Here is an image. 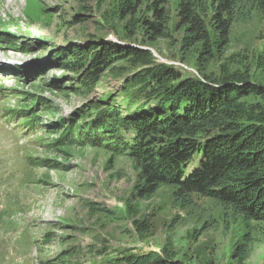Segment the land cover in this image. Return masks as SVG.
Here are the masks:
<instances>
[{
  "label": "rangeland",
  "instance_id": "obj_1",
  "mask_svg": "<svg viewBox=\"0 0 264 264\" xmlns=\"http://www.w3.org/2000/svg\"><path fill=\"white\" fill-rule=\"evenodd\" d=\"M239 10L222 57L204 73L247 75L264 87V14L250 4ZM117 13L116 0H0V37L8 32L18 38L17 48L0 40V264H106L126 249L166 252L187 264H264L263 224L197 196L181 207L170 187L140 198L138 173L126 153L78 142L66 149L54 144L60 136L55 131L66 122L85 121L81 109L93 99H109L124 115L139 107L122 92L125 76L136 69L130 63H117L88 96L75 91L73 73L51 58L72 42L124 40ZM171 37L151 45L152 51L187 71L184 76H198L193 56L185 57L190 67L180 62L181 36ZM244 104L249 115L264 110L259 96ZM248 235L245 259L237 260L236 247Z\"/></svg>",
  "mask_w": 264,
  "mask_h": 264
},
{
  "label": "trees",
  "instance_id": "obj_2",
  "mask_svg": "<svg viewBox=\"0 0 264 264\" xmlns=\"http://www.w3.org/2000/svg\"><path fill=\"white\" fill-rule=\"evenodd\" d=\"M116 1L124 40L98 37L85 45L72 42L51 58L73 73L75 91L88 96L117 63H130L136 69L125 76L122 92L132 105L143 107L124 115L109 99H93L81 109L85 121L73 117L66 122L67 127L55 131L60 136L54 144L66 149L78 142L116 155L126 153L138 173L135 189L140 198L170 187L176 205H190L197 196L215 201L246 222L264 225V110L249 115L244 104L252 96L264 98V87L247 75L204 73L207 64L222 57L232 26L242 15L240 7L250 4L264 14V0ZM173 33L181 36L180 62L189 66L185 57L193 56L198 76H184L187 71L154 57L151 45L171 39ZM15 39L8 32L0 37L17 48ZM45 47L38 43L40 50ZM59 83L52 86L60 88ZM32 115L26 116L28 128L33 127ZM197 157L198 166L192 169ZM250 243L248 235L237 245V260L245 259ZM105 263L187 264L166 252L131 249Z\"/></svg>",
  "mask_w": 264,
  "mask_h": 264
}]
</instances>
